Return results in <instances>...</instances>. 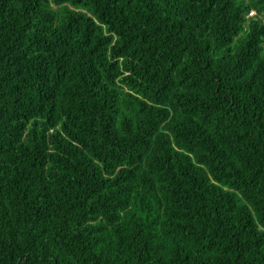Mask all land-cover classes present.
I'll return each mask as SVG.
<instances>
[{"label":"trees","instance_id":"16d2710c","mask_svg":"<svg viewBox=\"0 0 264 264\" xmlns=\"http://www.w3.org/2000/svg\"><path fill=\"white\" fill-rule=\"evenodd\" d=\"M0 264H264V0H0Z\"/></svg>","mask_w":264,"mask_h":264},{"label":"built area","instance_id":"2783aa9c","mask_svg":"<svg viewBox=\"0 0 264 264\" xmlns=\"http://www.w3.org/2000/svg\"><path fill=\"white\" fill-rule=\"evenodd\" d=\"M255 13H256L255 10L252 9V10L248 13V17L254 15Z\"/></svg>","mask_w":264,"mask_h":264}]
</instances>
